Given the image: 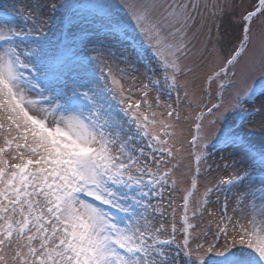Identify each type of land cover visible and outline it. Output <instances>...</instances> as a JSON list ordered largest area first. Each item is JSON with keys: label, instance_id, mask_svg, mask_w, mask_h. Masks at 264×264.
Here are the masks:
<instances>
[{"label": "snow or ice", "instance_id": "1", "mask_svg": "<svg viewBox=\"0 0 264 264\" xmlns=\"http://www.w3.org/2000/svg\"><path fill=\"white\" fill-rule=\"evenodd\" d=\"M155 7L132 8L137 26L149 37L155 25L145 27V23L150 9ZM161 7L165 21L178 26L180 33L194 19L192 13L198 5L180 2ZM224 12L221 8L219 15ZM98 14L107 19L114 33L126 35L121 22L109 12L100 8ZM258 17H264V0H259L254 10L240 15L238 44L223 65L207 76L209 85L220 81L221 90V103L213 104L209 114L223 107V90L233 83L223 78L253 45L252 28ZM31 35V30L0 27V264H179L181 255L184 264H264V148L256 149L240 131L225 133L222 141L217 137L218 142L243 155L244 159L233 160L232 166L246 167L207 188L198 202L201 207L192 215H203L208 197L220 186L245 181V191L237 197L242 207L233 208V213L243 214L249 205L251 209L246 215L229 216L225 204L218 218L209 221L216 225L214 241L222 236L223 244L214 242L205 248L198 242L199 236L193 241L189 229L194 226L188 222L192 191L183 198L182 242L176 241L174 222L169 236L162 238L164 224L155 227L148 213L151 209L163 218L164 193L176 185L175 179L169 185L172 169L160 171L161 165L170 163L165 156L176 159L169 139L161 138L174 135L168 131L173 124L157 119L148 91L143 90L141 99L133 100L131 88H125L111 69L107 73L111 87L101 88L91 78V61L87 58L80 64L78 87L70 89V94L63 91L55 71L62 61L53 58L45 62L43 56L47 54L43 49L26 50ZM153 47L159 56V44ZM185 47L183 41L169 46L172 59H163L165 69L173 72V88L174 73L181 71L178 56ZM258 47L264 77V32ZM34 56L41 58L34 61ZM255 64L253 60L250 66ZM28 70L31 75L25 74ZM117 93L119 112L111 103L117 100ZM258 97H264V78L236 92L225 112L238 111L245 121L256 115L264 120V100L251 110L245 107ZM155 103L159 107V97ZM173 114L171 110L167 112L168 121ZM223 117L224 113H220L218 119ZM199 132L197 124L193 147L201 139ZM137 139L147 143L140 146ZM207 147L202 145L195 156L197 174L201 161L206 159ZM196 188L193 179L191 189ZM155 197H159V205L151 204ZM172 214L174 219L175 208ZM215 215L209 212L210 217ZM172 245L177 249L175 255L168 251Z\"/></svg>", "mask_w": 264, "mask_h": 264}, {"label": "rangeland", "instance_id": "2", "mask_svg": "<svg viewBox=\"0 0 264 264\" xmlns=\"http://www.w3.org/2000/svg\"><path fill=\"white\" fill-rule=\"evenodd\" d=\"M70 0H0V9L8 10L13 14L11 19L0 18V27L7 25L17 30L29 31L31 43L27 44L26 50L43 49L45 62L49 61L55 49L59 50V42L70 48L78 59L70 58L62 68L55 70L59 75L58 86L65 92L78 87V80L82 76L80 64L85 58L91 61L90 75L98 82L101 88L111 87L107 73L111 69L113 75L121 79L125 88H131L133 100L141 99L142 91H148V99L152 102L153 110L157 113V119H164L173 124V128L168 129L174 133L170 138L161 135L162 139H169V144L173 147L176 155L175 160L165 156L170 163L161 165V173L172 169V176L169 180H176L175 188L168 187L163 198V218L159 213H152L149 209V218L155 227L161 223L165 226V231L161 234L162 238H167L171 232L173 222L176 225V241L183 240V223L181 216L183 211V198L188 191V183L191 180V172L197 171L195 156L200 154L201 146L210 138L218 137L229 131H240L246 134L247 139L256 149L264 148V120L261 115L254 119L251 117L245 121L241 118L238 111L225 112V108L232 102L236 92H242L253 80L257 79L262 69L259 65V38L264 32V17L255 18L253 24V45L234 68L229 70V78L233 81L232 87L224 89L223 107L213 109L208 113V109L213 104H220L218 95L220 81H213L211 85L207 83V76L213 71L218 70L231 53L233 47L238 44L241 35L239 19L246 10H254L259 0H92L100 5H109L110 8L122 21H127L137 27L135 35L145 40L148 46H141L135 42V35L127 41L124 36L114 33L107 19L96 17L90 13L75 14L69 22L66 33L59 32L60 24L66 19L65 13ZM185 3L198 5L193 11V20L188 22V27L182 32H177L178 26L169 25L165 19V13L161 6L173 3ZM147 5H156L150 9L149 20L145 27L155 25L152 36H146L137 26L136 20L132 15V8L140 9ZM225 9L224 15H219V10ZM29 13H32L29 18ZM214 13H217L214 15ZM6 21V22H4ZM181 41L186 45L178 56V63L181 71L174 73L176 76V86H171L170 77L173 75L171 69H165L163 59L168 57V47L175 46ZM159 44L160 55L156 54L153 45ZM63 46V44L61 45ZM21 47H25L21 45ZM142 48V49H141ZM153 51L154 53H152ZM41 57L34 56V61ZM255 60V67H251V62ZM122 70V71H121ZM235 73V76L232 75ZM26 75H31L28 70ZM147 85L145 89L144 86ZM38 91V89H37ZM187 93V95H185ZM50 93H45L49 95ZM35 96V93H31ZM159 97V107L156 106L155 98ZM120 99L117 93V100L111 101L114 111L119 112L117 101ZM264 97H258L255 103H248L245 107L248 110L259 107ZM171 106L169 108L168 106ZM173 111L170 121L166 116L168 111ZM179 113V118H176ZM203 113L202 119L197 117ZM220 113H224L222 119ZM122 115V113H121ZM240 120L241 125L236 129L233 124ZM215 121V123H213ZM200 125V141L193 147L192 137L196 135V125ZM195 126V128H194ZM156 131L160 129L157 126ZM2 142V141H0ZM214 142H218L217 139ZM136 143L140 146L147 141L137 139ZM147 152L148 150L145 149ZM241 154L235 149L217 151L206 149V159L199 165V173L196 178L197 190L192 192L191 203H189L188 222L193 225L189 231L192 233L193 241L199 236L200 243L207 248L208 244L218 242L224 243V238L219 237L214 241L213 234L216 233V225L209 224L211 219L218 218L227 204V214L229 216L246 215L251 209L250 205L245 213L237 211L233 213V208H240L242 205L237 200L242 192L245 191L244 184L225 188L220 186L219 191H213L208 197V204L202 208L203 215L199 212L196 216L192 213L201 205L198 203L207 188L218 185L222 179H227L238 173L242 167L232 166V160H226L227 155ZM244 159V157H241ZM240 159V160H242ZM175 165V167H173ZM225 165H228L227 167ZM193 191V190H192ZM193 202L195 204L193 205ZM159 197L151 198L152 205H159ZM247 203V202H246ZM172 208H175V218L173 219ZM139 211H142L140 209ZM209 212L216 214L209 216ZM243 222V221H242ZM168 251L175 255L177 249L175 245L169 247ZM179 264H184L181 255Z\"/></svg>", "mask_w": 264, "mask_h": 264}, {"label": "bare ground", "instance_id": "3", "mask_svg": "<svg viewBox=\"0 0 264 264\" xmlns=\"http://www.w3.org/2000/svg\"><path fill=\"white\" fill-rule=\"evenodd\" d=\"M4 22H6V21H4ZM253 118L256 119L257 118V115L256 116H253ZM261 126L264 127L263 125H261ZM221 150H219V151H221ZM241 157H243L242 154H239V155L238 154H236V155H227V156H225L226 160H232V161L233 160H240V159H242Z\"/></svg>", "mask_w": 264, "mask_h": 264}]
</instances>
